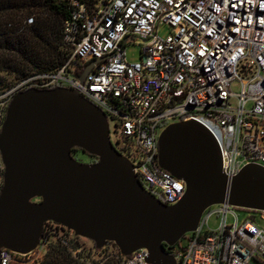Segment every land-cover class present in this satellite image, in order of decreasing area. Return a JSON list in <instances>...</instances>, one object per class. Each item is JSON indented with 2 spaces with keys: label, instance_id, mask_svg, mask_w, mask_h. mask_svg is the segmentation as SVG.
I'll use <instances>...</instances> for the list:
<instances>
[{
  "label": "built area",
  "instance_id": "1",
  "mask_svg": "<svg viewBox=\"0 0 264 264\" xmlns=\"http://www.w3.org/2000/svg\"><path fill=\"white\" fill-rule=\"evenodd\" d=\"M73 6L63 25V66L0 94V130L18 92L74 90L113 125L111 144L123 151L140 186L165 206L185 193L184 183L158 165V138L169 125L204 126L219 147L227 180L246 166L264 168V0H97L90 12ZM160 27L169 30L164 38ZM134 41L140 42L139 61L130 63L125 47ZM95 61L82 83L74 77L73 63L84 71ZM4 172L0 154V192ZM238 211L248 214L243 221ZM256 214L264 223L263 212L211 206L170 255L175 264H264V226L256 224ZM79 239L47 222L35 251L1 250L0 264L38 263L51 242L76 256ZM147 258L144 249L127 257L118 252L115 263L147 264Z\"/></svg>",
  "mask_w": 264,
  "mask_h": 264
},
{
  "label": "water",
  "instance_id": "2",
  "mask_svg": "<svg viewBox=\"0 0 264 264\" xmlns=\"http://www.w3.org/2000/svg\"><path fill=\"white\" fill-rule=\"evenodd\" d=\"M75 149L96 160L78 162ZM0 154V251L17 255L35 251L52 222L97 250L114 244L127 257L144 249L147 264H175L164 245L172 248L194 232L207 208L264 213V168L246 166L227 180L214 137L195 121L169 125L158 138L159 167L185 185L177 204H161L111 144L105 115L67 88L15 94L0 130Z\"/></svg>",
  "mask_w": 264,
  "mask_h": 264
},
{
  "label": "trees",
  "instance_id": "3",
  "mask_svg": "<svg viewBox=\"0 0 264 264\" xmlns=\"http://www.w3.org/2000/svg\"><path fill=\"white\" fill-rule=\"evenodd\" d=\"M73 2L90 12L97 0H0V94L12 86L8 77L20 82L32 74L55 73L63 66L67 59L63 25L75 9ZM73 65L72 73L79 78L83 68ZM72 152L96 160L81 150ZM164 248L170 254L171 248ZM71 255L65 246L51 242L38 264H94L89 256L78 254L75 259Z\"/></svg>",
  "mask_w": 264,
  "mask_h": 264
},
{
  "label": "rangeland",
  "instance_id": "4",
  "mask_svg": "<svg viewBox=\"0 0 264 264\" xmlns=\"http://www.w3.org/2000/svg\"><path fill=\"white\" fill-rule=\"evenodd\" d=\"M168 32L169 30L166 29L165 27H160L157 31L158 35L161 38H164L165 36H167ZM139 45H140L139 41H134L126 45L125 53H126V58L128 62L135 63L139 61V54H140ZM8 79H9V82L12 83V86H10L9 89L14 88L19 83V82H14L12 77H8ZM113 130H114V127L112 124H110L109 125V137L112 142H114L115 140ZM74 158L82 164H87L90 162V159L84 155L74 154ZM237 214L239 216V221H243L248 215V214H244L243 212H239V211L237 212ZM256 215H257L256 216L257 218L255 220L256 224L259 225V227H263L264 223L261 220H259V214H256ZM209 225L211 228H215V225H216L215 220L212 219ZM180 243L183 245L184 240H181ZM77 246H78L79 252L76 254V256L71 255L75 259L78 257V254H81L83 257L89 256L91 260L90 262L94 264H116L115 258L117 256L118 249L116 248L114 244H107V246L104 249H102L100 252H97L92 242L85 240V239H79ZM45 252L46 251H44V253ZM43 256L44 254L40 258L42 259ZM38 261H40V259ZM29 264H32V263H29ZM35 264H38V263H35Z\"/></svg>",
  "mask_w": 264,
  "mask_h": 264
},
{
  "label": "flooded vegetation",
  "instance_id": "5",
  "mask_svg": "<svg viewBox=\"0 0 264 264\" xmlns=\"http://www.w3.org/2000/svg\"><path fill=\"white\" fill-rule=\"evenodd\" d=\"M116 150H117V151H118L123 157H125L123 151H122L120 148H116ZM74 154H75V153L72 152V156H73V157H74ZM93 162H94V160L91 159L89 163H93Z\"/></svg>",
  "mask_w": 264,
  "mask_h": 264
}]
</instances>
